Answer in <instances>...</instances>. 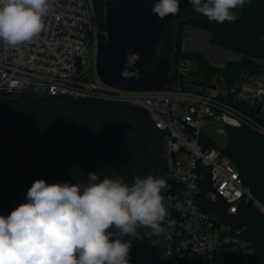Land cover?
<instances>
[{
  "label": "built area",
  "instance_id": "obj_1",
  "mask_svg": "<svg viewBox=\"0 0 264 264\" xmlns=\"http://www.w3.org/2000/svg\"><path fill=\"white\" fill-rule=\"evenodd\" d=\"M50 3L45 29L30 42L10 47L0 40V97L24 101L39 95H69L145 108L164 137L166 259L182 264H252L254 247L247 228L223 220L207 204L222 199L233 215L242 202H252L261 212L264 203L244 183L231 158L219 147L205 146L201 136L205 119L222 127L246 126L264 135L258 118L230 102L232 98L262 106L264 86L246 93L238 83L190 82L196 63L183 55L172 72L175 80L161 90L107 85L95 69L99 21L93 0ZM256 61L264 70V58Z\"/></svg>",
  "mask_w": 264,
  "mask_h": 264
},
{
  "label": "water",
  "instance_id": "obj_2",
  "mask_svg": "<svg viewBox=\"0 0 264 264\" xmlns=\"http://www.w3.org/2000/svg\"><path fill=\"white\" fill-rule=\"evenodd\" d=\"M155 2L104 1L99 31L106 39L97 44L95 69L105 84L161 90L175 80L159 43L167 26L192 6L189 0H180L178 14L161 20L151 12ZM128 49L140 56L139 80L121 76ZM164 171L163 131L143 107L69 95H39L27 102L0 97V215H9L23 203L37 179L49 184L86 183L87 174L95 172L101 180L121 176L131 184L137 175L165 179ZM163 229L164 221L161 234L151 238L158 241L155 246L147 238L132 239L135 264L166 263Z\"/></svg>",
  "mask_w": 264,
  "mask_h": 264
},
{
  "label": "clouds",
  "instance_id": "obj_3",
  "mask_svg": "<svg viewBox=\"0 0 264 264\" xmlns=\"http://www.w3.org/2000/svg\"><path fill=\"white\" fill-rule=\"evenodd\" d=\"M250 0H189L210 22L233 21V9ZM180 0H157L151 12L175 16ZM50 0H0V40L8 46L30 42L45 29ZM138 53L127 50L121 76L140 79ZM124 177L87 174V182L34 180L23 203L0 215V264H131L132 239L155 246L167 215L160 175ZM147 229L148 231H141ZM115 237V238H113ZM129 237V239H124Z\"/></svg>",
  "mask_w": 264,
  "mask_h": 264
},
{
  "label": "trees",
  "instance_id": "obj_4",
  "mask_svg": "<svg viewBox=\"0 0 264 264\" xmlns=\"http://www.w3.org/2000/svg\"><path fill=\"white\" fill-rule=\"evenodd\" d=\"M101 14H104V1ZM238 16L231 22H210L206 17L197 13L193 7L182 11L164 30L159 51L170 59V72L174 71L178 58L183 55L193 59L195 68L189 75L190 82L210 83L217 79L223 83L233 84L238 77H245L251 73L263 70L262 64L257 58H264L263 33L264 0H250L236 9ZM186 27L196 28L209 33L212 45L237 52L240 59L227 60L222 66L210 63L206 53L195 49L183 50V38ZM102 35L101 42L105 41ZM174 65V66H173ZM30 99H25L27 102ZM234 105L245 112L258 118L264 124V118L260 117L261 106L251 107L243 102L230 99ZM227 135V142L220 149L237 165L243 181L250 187L255 197L264 198V135L246 126H223ZM202 139L204 137L203 133ZM210 142V140H209ZM217 202L208 203L209 209L219 215L223 220L232 222L237 226H245L248 235L253 242L252 264H264V212H261L252 202H242L235 214H228L226 202L217 199ZM263 203V202H262ZM131 264H135L132 255ZM165 264H182L166 259Z\"/></svg>",
  "mask_w": 264,
  "mask_h": 264
},
{
  "label": "rangeland",
  "instance_id": "obj_5",
  "mask_svg": "<svg viewBox=\"0 0 264 264\" xmlns=\"http://www.w3.org/2000/svg\"><path fill=\"white\" fill-rule=\"evenodd\" d=\"M93 2H94L95 10H96L98 21H99V25H100V23L104 20V14L103 15L101 14L102 2L99 1L98 3H96L95 0H93ZM232 11H233L234 16H238L239 15V12L237 10H232ZM186 28H185V30H186ZM102 35L105 36V34L103 32L98 31V34H97L98 42H101ZM187 37H188V34H187V31H186V32H184V39L186 40ZM105 38H106V36H105ZM261 38L264 41V20H263V33L261 35ZM190 39L195 41V42H197V43H199V44H202L201 51L204 52V53H207V55L210 56V53L208 52L209 51L208 47H209V45H212V44L210 42V38H209V33L208 32L204 31V33L202 35L191 36ZM87 57H88V52L85 53V60L87 59ZM77 65H78L79 68H83L84 67L83 61L82 62L79 61V63ZM243 79H244L243 77H238L237 78V82H242ZM202 126H203L202 128H203L204 137H206V138H208L210 140V142H209V140L201 138V140H202V142H203V144L205 146H207V147L216 146V147H220L221 148L222 146H224L226 144L227 135H226V131H225L224 127L220 126L218 123H216L214 121L207 120V119H205L202 122ZM257 199L264 203V198L263 199L262 198L259 199V197H258Z\"/></svg>",
  "mask_w": 264,
  "mask_h": 264
},
{
  "label": "crops",
  "instance_id": "obj_6",
  "mask_svg": "<svg viewBox=\"0 0 264 264\" xmlns=\"http://www.w3.org/2000/svg\"><path fill=\"white\" fill-rule=\"evenodd\" d=\"M187 31L188 37L185 40L183 38V46L189 49H195L197 51H201L202 44H199L193 40H191V36H199L204 33L203 30H199L196 28L187 27L185 32ZM209 53L210 56L207 55L208 60L210 63L218 66H222L227 60H234V59H240L241 55L237 52L227 50L221 47H217L214 45H209ZM202 52V51H201ZM242 82H236L238 83L239 87L244 90V92L249 93L253 88L257 86H264V70H261L259 72L251 73L245 77ZM261 117L264 118V104L261 106L260 111Z\"/></svg>",
  "mask_w": 264,
  "mask_h": 264
}]
</instances>
